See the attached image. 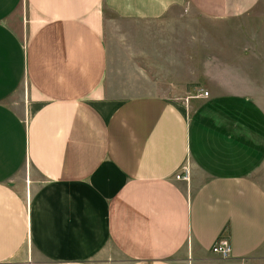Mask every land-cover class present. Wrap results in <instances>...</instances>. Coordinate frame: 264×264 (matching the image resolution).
I'll use <instances>...</instances> for the list:
<instances>
[{"label":"crops","instance_id":"1","mask_svg":"<svg viewBox=\"0 0 264 264\" xmlns=\"http://www.w3.org/2000/svg\"><path fill=\"white\" fill-rule=\"evenodd\" d=\"M13 258L264 264V0H0Z\"/></svg>","mask_w":264,"mask_h":264},{"label":"built area","instance_id":"2","mask_svg":"<svg viewBox=\"0 0 264 264\" xmlns=\"http://www.w3.org/2000/svg\"><path fill=\"white\" fill-rule=\"evenodd\" d=\"M201 94L207 95V91H203ZM178 179H188L187 170L177 173L175 175ZM213 253L218 254L222 259L229 258L230 255V242L227 236L220 235L211 247Z\"/></svg>","mask_w":264,"mask_h":264},{"label":"rangeland","instance_id":"3","mask_svg":"<svg viewBox=\"0 0 264 264\" xmlns=\"http://www.w3.org/2000/svg\"><path fill=\"white\" fill-rule=\"evenodd\" d=\"M19 93H20V91L18 92V94H19ZM13 97H14V98H17V97H19V95L12 96L11 99H12ZM13 260H15V262H16L17 264H31L30 261H29L28 259H27V261L23 260V261H24L23 263H22L21 261H18V260H16V259H14V258H13Z\"/></svg>","mask_w":264,"mask_h":264}]
</instances>
